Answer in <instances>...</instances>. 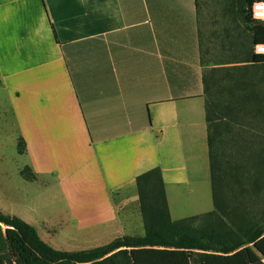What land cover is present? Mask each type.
Listing matches in <instances>:
<instances>
[{"label": "crops", "instance_id": "1", "mask_svg": "<svg viewBox=\"0 0 264 264\" xmlns=\"http://www.w3.org/2000/svg\"><path fill=\"white\" fill-rule=\"evenodd\" d=\"M198 2L0 0V121L24 184L4 214L66 252L143 235L136 179L160 167L184 219L174 196L211 189Z\"/></svg>", "mask_w": 264, "mask_h": 264}, {"label": "trees", "instance_id": "2", "mask_svg": "<svg viewBox=\"0 0 264 264\" xmlns=\"http://www.w3.org/2000/svg\"><path fill=\"white\" fill-rule=\"evenodd\" d=\"M259 1L231 0L230 13L247 24L231 61L207 69L202 57L213 210L174 220L157 167L136 179L143 235L60 251L0 210V264H264V211L263 223L256 214L264 196V54L255 52L264 45V22L251 13ZM22 176L36 179L29 168Z\"/></svg>", "mask_w": 264, "mask_h": 264}, {"label": "rangeland", "instance_id": "3", "mask_svg": "<svg viewBox=\"0 0 264 264\" xmlns=\"http://www.w3.org/2000/svg\"><path fill=\"white\" fill-rule=\"evenodd\" d=\"M199 4L202 57L209 69L232 60L233 53L238 50L240 37L247 36V24L230 13L231 0H199ZM22 160L17 152L15 132L7 125L4 116V122L0 121V210L3 213L4 194H16L24 187L22 178L18 175ZM174 197L172 208L175 219L201 217L213 210L210 187H189L185 193ZM17 200L18 198L14 201ZM256 208L257 221L263 223L261 216L264 211V196L258 201ZM199 222L196 220L193 225L198 226Z\"/></svg>", "mask_w": 264, "mask_h": 264}, {"label": "built area", "instance_id": "4", "mask_svg": "<svg viewBox=\"0 0 264 264\" xmlns=\"http://www.w3.org/2000/svg\"><path fill=\"white\" fill-rule=\"evenodd\" d=\"M252 17L256 21L264 22V1L255 2L251 7ZM257 54H264V45L256 46Z\"/></svg>", "mask_w": 264, "mask_h": 264}]
</instances>
